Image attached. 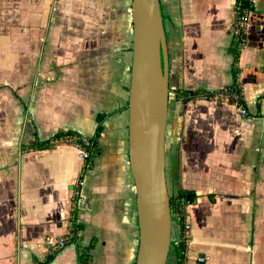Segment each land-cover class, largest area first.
<instances>
[{"label": "crops", "instance_id": "0c3cea01", "mask_svg": "<svg viewBox=\"0 0 264 264\" xmlns=\"http://www.w3.org/2000/svg\"><path fill=\"white\" fill-rule=\"evenodd\" d=\"M234 1L160 0L171 90L166 183L170 195L196 194L187 208L184 264H264V0H252L238 57L247 115L233 104L183 102L175 93L233 82ZM132 47L131 0H0V264H35L54 251L48 264H81L79 256L82 264H134ZM98 113L108 114L104 130L110 116L122 119L120 177L110 175L100 154L83 172L86 160L69 144L21 150L34 131L41 140L60 130L90 137ZM81 174L76 219L84 228L71 242L72 189ZM178 226L172 219V240ZM59 237L66 245L55 250L47 238ZM174 245L166 264H177Z\"/></svg>", "mask_w": 264, "mask_h": 264}, {"label": "water", "instance_id": "95a60500", "mask_svg": "<svg viewBox=\"0 0 264 264\" xmlns=\"http://www.w3.org/2000/svg\"><path fill=\"white\" fill-rule=\"evenodd\" d=\"M133 47L129 87V162L138 227L134 264H166L172 213L165 177L169 59L160 0H131Z\"/></svg>", "mask_w": 264, "mask_h": 264}, {"label": "trees", "instance_id": "16d2710c", "mask_svg": "<svg viewBox=\"0 0 264 264\" xmlns=\"http://www.w3.org/2000/svg\"><path fill=\"white\" fill-rule=\"evenodd\" d=\"M252 9V0H235L233 5V16L236 20H238L244 15H248L252 11ZM239 33V37H242L245 40L246 29H240ZM240 43V40L235 38H233L231 42L230 50L233 54L231 74L233 82L230 86L212 91L204 90L201 88L195 90L177 89L175 91L177 97L183 102L196 99H208L215 100L217 102H226L228 104L233 105L238 104L245 107L242 86L239 81L240 69L238 67V57L240 50L244 46ZM226 94H233L235 98L228 97L225 99L223 96H225ZM107 115L108 114L105 113H98L96 115L97 125L94 133L90 137L84 138L81 134L73 130H60L54 132L49 138L41 140L37 137L36 132L34 131V139L26 144H21V150H44L54 148L59 144L72 145L73 143H78L89 153V157L86 160V164L83 169V172H85L87 169H90L93 166V157L99 155L101 152L98 140L102 137L104 130L103 121ZM67 138H72L73 140H68ZM80 177L83 178V174H81ZM77 199L78 198H74L73 200L69 217L68 235L69 241L71 242L77 241L78 233L84 228V224L77 222L76 219ZM195 199V192L185 189H180L176 194L170 195V210L173 215H178V223L180 227V240L174 245L177 257V264H184L187 252V242L189 239V234L184 230V221L186 220V214H184L183 212V207L186 202L193 203ZM212 199L213 198L211 197V200ZM89 248L90 245L86 248V250L88 251ZM55 253L56 252L54 251L51 254H47L43 261H36L35 264H48L53 259ZM79 260H81L82 264L84 258L82 259V257L79 256Z\"/></svg>", "mask_w": 264, "mask_h": 264}, {"label": "rangeland", "instance_id": "374dc122", "mask_svg": "<svg viewBox=\"0 0 264 264\" xmlns=\"http://www.w3.org/2000/svg\"><path fill=\"white\" fill-rule=\"evenodd\" d=\"M101 138L100 161H103L110 175L120 177L121 173H124L125 161L124 126L121 117L112 115L107 119L106 129ZM172 219L175 221L174 217ZM136 233L137 231H135V235Z\"/></svg>", "mask_w": 264, "mask_h": 264}, {"label": "built area", "instance_id": "2783aa9c", "mask_svg": "<svg viewBox=\"0 0 264 264\" xmlns=\"http://www.w3.org/2000/svg\"><path fill=\"white\" fill-rule=\"evenodd\" d=\"M247 18L248 15H244L242 18L236 20L235 18H233V23H232V39H239L240 40V44L244 45L245 44V40L242 37H239V31L240 29H246V25H247ZM225 99L228 97L231 98H235V96L233 94H226L225 96H223ZM236 107L237 112L241 115V116H246L247 115V110L244 106L242 105H234ZM68 140H73L72 138H67ZM72 146L76 149L77 151V155L79 158H81L82 160H87L89 157V153L87 152V150H85L84 148H82L78 143H73ZM84 184L83 178H81L80 176L75 180V182L73 183V189H72V196L73 198H78L79 194H80V190L82 188ZM192 203L190 202H186L184 204L183 207V212L184 214H186V220L184 221V230L189 234V231L191 229V223L190 220L188 218V213H187V208L191 205ZM175 220L178 222V215H173ZM174 242H178L180 240V227L178 226V234L176 238H173ZM172 240V241H173ZM47 243L52 246L55 250L57 249H61L66 245V238L64 237H59V238H47ZM197 261L200 263H204L206 261V257L205 256H197Z\"/></svg>", "mask_w": 264, "mask_h": 264}]
</instances>
